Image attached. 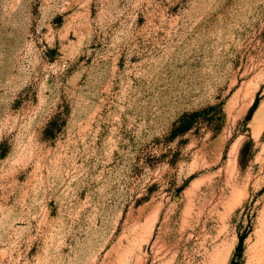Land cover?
I'll return each mask as SVG.
<instances>
[{"label":"rangeland","instance_id":"obj_1","mask_svg":"<svg viewBox=\"0 0 264 264\" xmlns=\"http://www.w3.org/2000/svg\"><path fill=\"white\" fill-rule=\"evenodd\" d=\"M240 236L264 264V0H0V264H230Z\"/></svg>","mask_w":264,"mask_h":264},{"label":"trees","instance_id":"obj_2","mask_svg":"<svg viewBox=\"0 0 264 264\" xmlns=\"http://www.w3.org/2000/svg\"><path fill=\"white\" fill-rule=\"evenodd\" d=\"M258 103H259V96L256 98L253 106L250 109V115L256 109ZM195 114H197V113H195ZM195 114H193V116H195ZM187 119H188V115H185L181 119L180 123L177 126H175V128L172 131L173 137H176L177 135L185 133L191 129V125L187 123ZM245 240H246L245 236L239 237L238 246L236 248V254H235V257L232 259L230 264H242V257H243L244 247H245Z\"/></svg>","mask_w":264,"mask_h":264},{"label":"bare ground","instance_id":"obj_3","mask_svg":"<svg viewBox=\"0 0 264 264\" xmlns=\"http://www.w3.org/2000/svg\"><path fill=\"white\" fill-rule=\"evenodd\" d=\"M252 104H253V100L250 102V105H252ZM150 222H151V221H150ZM150 222H149V223H150ZM152 222H154V221H152ZM152 222H151V223H152ZM152 227H153V226H152ZM152 229H153V228H152Z\"/></svg>","mask_w":264,"mask_h":264}]
</instances>
